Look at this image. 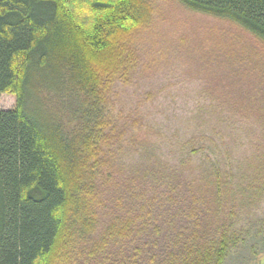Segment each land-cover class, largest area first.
I'll return each mask as SVG.
<instances>
[{"label":"trees","instance_id":"1","mask_svg":"<svg viewBox=\"0 0 264 264\" xmlns=\"http://www.w3.org/2000/svg\"><path fill=\"white\" fill-rule=\"evenodd\" d=\"M146 1L0 0V94L16 97L0 109V264H249L264 253V100L209 93L171 136L145 114L112 124ZM177 1L264 44V0Z\"/></svg>","mask_w":264,"mask_h":264},{"label":"rangeland","instance_id":"2","mask_svg":"<svg viewBox=\"0 0 264 264\" xmlns=\"http://www.w3.org/2000/svg\"><path fill=\"white\" fill-rule=\"evenodd\" d=\"M146 3L150 15L131 38L138 56L132 83L119 85L110 95L112 124L121 127L126 118L132 124L130 118L145 114L155 131L167 130L171 136L196 106L209 105V93L237 92L264 100L263 43L235 24L191 12L177 0ZM15 104L13 94H0V109ZM252 127L259 132L254 120ZM133 130L139 138L147 131ZM258 138L241 136L254 144ZM257 207L255 214H263L264 199ZM248 262L264 264V253ZM237 263L236 257L227 262Z\"/></svg>","mask_w":264,"mask_h":264}]
</instances>
